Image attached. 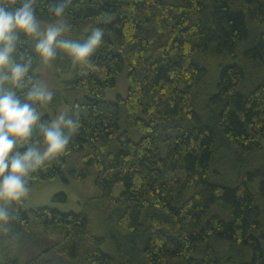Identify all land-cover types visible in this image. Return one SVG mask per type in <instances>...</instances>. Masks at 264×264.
<instances>
[{
	"label": "trees",
	"instance_id": "16d2710c",
	"mask_svg": "<svg viewBox=\"0 0 264 264\" xmlns=\"http://www.w3.org/2000/svg\"><path fill=\"white\" fill-rule=\"evenodd\" d=\"M65 2L35 0L40 33L83 43L99 28L101 44L87 63L56 47L52 100L31 102L41 36L16 32L11 62L29 68L8 86L40 116L16 150L43 153L40 125L67 107L79 128H61L69 144L24 178L28 194L90 179L94 195L66 213L0 201V264H264V0H70L57 17Z\"/></svg>",
	"mask_w": 264,
	"mask_h": 264
},
{
	"label": "clouds",
	"instance_id": "9594fccd",
	"mask_svg": "<svg viewBox=\"0 0 264 264\" xmlns=\"http://www.w3.org/2000/svg\"><path fill=\"white\" fill-rule=\"evenodd\" d=\"M35 0H23L22 5L13 11L0 7V85L10 80L19 85L28 72L29 64H13L11 54L16 48V32L22 31L28 36H42L36 44L35 51L45 60H51L56 55V47L63 48L75 62L87 63L88 58L100 46L103 30L95 29L92 35L83 43L72 40H59L58 37L66 31L65 26H49L44 33H40V24L34 12ZM67 3L58 4L51 11L60 17L63 15ZM10 68V75L4 69ZM27 101L48 103L52 100V93L42 86L34 84L28 91ZM40 116L32 103L21 102L13 91H3L0 88V201L10 203L19 202L29 192L24 179L31 171L40 167L46 159L62 153L69 144L70 136L61 130L65 127L69 132H76L79 123L73 119H65L60 114L50 126L40 125L43 143L46 149L43 153L35 146L26 151L16 150L18 141L27 143L33 135ZM8 213L0 207V221L8 219Z\"/></svg>",
	"mask_w": 264,
	"mask_h": 264
},
{
	"label": "rangeland",
	"instance_id": "374dc122",
	"mask_svg": "<svg viewBox=\"0 0 264 264\" xmlns=\"http://www.w3.org/2000/svg\"><path fill=\"white\" fill-rule=\"evenodd\" d=\"M0 4H1V0H0ZM44 27L48 28L49 25H44ZM42 33H44V30H42ZM40 38H42V36ZM9 70L10 68H5L4 69L5 74H7ZM38 75L41 86L46 91H49L52 88L56 87V81H55L56 71L42 57L38 68ZM0 88H2L3 91H10L7 81H4V83L0 85ZM125 92H126V84H125L124 76L122 75L119 78L116 87L112 90L106 91L105 98L109 101H113L116 95L118 94L125 95ZM67 113H68L67 107H62L59 110H57L55 113L48 112V114L52 118V121H54L58 115L64 114L66 116ZM131 137L134 141H136L138 139V134H135L134 136L131 135ZM118 189L119 187L117 188V190ZM59 193H64L67 196L66 203L51 202V198ZM92 195H94V189L91 185L90 179L86 180L83 183L71 182L69 185H64L57 180H51L36 184L33 187L32 191L25 197V200H26V207L29 209H34L43 206H50L58 209L60 212L66 213L69 211H74V212L80 211L82 208V203L85 201V199H87ZM39 248L43 249V246H40ZM39 248L32 250L33 252H37Z\"/></svg>",
	"mask_w": 264,
	"mask_h": 264
}]
</instances>
